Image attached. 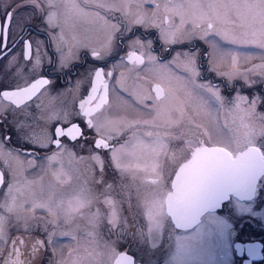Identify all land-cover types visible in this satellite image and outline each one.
I'll use <instances>...</instances> for the list:
<instances>
[{"label": "snow or ice", "instance_id": "1", "mask_svg": "<svg viewBox=\"0 0 264 264\" xmlns=\"http://www.w3.org/2000/svg\"><path fill=\"white\" fill-rule=\"evenodd\" d=\"M85 2L121 13L115 24L95 13L108 31L99 47L91 49L94 62L106 65L116 55L120 40L135 31L132 25L159 28L162 51L172 57L163 67L168 69V79L184 90V99L176 95L177 89L170 87L166 93L157 84L151 89L155 97L150 92L133 93L136 104L142 106L137 111L150 118L112 119L106 111L101 112L109 105V82L105 76L113 75L111 71L105 73L102 66L89 69L87 75L76 81L73 91L56 90L55 82L50 77L44 78L43 57L49 54L41 53L46 41L32 36V21L39 17L41 23L35 30L47 33L52 41L62 45L63 35L54 36L50 31L57 27L61 15L64 23H68L73 12L84 18L90 14L76 0H3L0 3V159L7 168L0 170V262L21 264L13 257L20 255L17 244L25 242L12 238L13 229L29 235L41 233L42 238L34 242L33 257L42 248L40 256L48 257L47 264H136L120 243L130 232L151 248L159 245L160 251L168 250L165 264H216V256L226 261L231 238L237 234L234 220L243 214L260 215L254 205L264 190V112L258 110L264 105V92L251 98L236 92L234 100L229 101L235 110L236 127L231 136L221 137L215 143L210 138L208 141L201 138L209 134H201L199 125L183 126L182 121L193 123L186 106L204 110L213 103L221 107L225 103L220 87L211 81L197 83L202 57L208 59L209 71L227 77L229 86L237 79L250 87L264 84V0L165 3V13L171 11L173 17H180V24L173 23L169 28L163 25L172 17L164 16L159 24L148 18L145 5L153 0H136L135 16L129 13L131 0H122L119 6L102 0ZM61 7L65 9L63 13ZM160 8L161 4L156 3V10ZM189 24L190 28L184 27ZM142 35L151 36V33ZM196 37L211 51L198 48L193 43ZM153 43L154 39H147L145 45L139 38L130 43L132 50L126 58L133 70L145 64V53L138 54L136 45L147 47L149 64H156L158 57L150 51ZM177 44H187V50L172 55L171 46ZM56 52L60 53L56 71L70 75L75 66L70 61H78L79 57L71 49L66 56L62 47H57ZM241 59L245 62L259 59L261 63L241 68ZM218 62L228 63L231 70L217 71ZM48 63L54 65L57 60L52 56ZM172 63H178L187 75L172 73L169 67ZM65 69L69 71L64 72ZM82 84H90L86 95L81 91ZM5 127L11 128L14 136L5 134L2 131ZM89 130H94L100 138L90 140ZM52 146L56 151H52ZM101 149L104 151H98ZM41 150L52 151L41 158L49 162L57 160L60 153L72 159L77 150L86 152L89 160L100 164V171L72 196L58 195L50 186L47 192L41 188L37 197L32 189L34 182L23 181L28 189L25 192L18 189L21 181L17 177L24 170L21 155L32 156L35 165ZM125 203L129 206L131 222L123 215ZM36 209L45 210L52 219L41 224L26 214ZM78 212L88 215L92 228L87 233L89 237L96 239L99 229L106 227L109 239L101 251L87 252L84 257H74L70 252L67 259L58 260L55 257L58 237L78 239L74 232L62 230ZM113 236L115 240L111 239ZM234 247L237 255L247 251L249 257H254L259 245L235 243ZM48 248L53 249L52 255H48Z\"/></svg>", "mask_w": 264, "mask_h": 264}, {"label": "flooded vegetation", "instance_id": "2", "mask_svg": "<svg viewBox=\"0 0 264 264\" xmlns=\"http://www.w3.org/2000/svg\"><path fill=\"white\" fill-rule=\"evenodd\" d=\"M3 0H0V3H2ZM105 4L110 5H117L119 6L122 2V0H102ZM76 3L80 5L81 8H83L86 12H88L90 15L87 18H84L80 16L79 13L73 12L71 13V19L68 21V23H64L63 17L58 19L57 21V27L51 29L50 31L55 36L56 34H62L64 43L61 45L58 41H52L48 34L45 32L38 33L35 30V26L39 25L41 23V20L39 17L34 19L32 21V36L34 38H38L41 40H45L46 44L44 47L41 48V53L47 52L49 55L43 57V75L44 78H51L55 82V89H64L68 91H73L75 89L76 81L78 79H82L85 75H87L89 69L93 67H103V70L105 73L111 71L113 73L112 77L105 76V79L109 82V105L106 106L105 109H101V112H107L112 119H116L119 117H127L129 119L135 118V119H148L150 117L144 115L142 111H137L138 108H142L141 105H137L136 101L134 99L133 93H141V92H150L153 97H155V92H152L151 89L154 88L157 84L161 86L162 89L165 90L167 93L169 88L172 87L173 89H177L176 95L183 100L184 99V90L179 89V85L174 80H169L168 76V69H165L163 67L164 64H166L169 60H171V56L165 54L162 51V45L163 41L158 39L159 31L156 28H148L147 30H144L141 27L142 25H132L134 32H130L127 34L126 37L122 38L120 40V47L117 49V53L114 57H111L107 60L106 65H101L100 62H94L93 57L91 56V49L93 47H99V44L104 41L106 35H107V27L103 24V21L100 19V17L107 18L111 21V23H116V18L120 16V11H108L104 8H96L94 5L90 3H86L85 0H76ZM156 3L161 4V8L159 9L160 12H163L164 16L172 17V19L178 18L180 20V17L172 16V12L169 11L165 13L163 9V5L165 3L169 4H176V3H187V0H153V2L149 5H145V9L147 10L148 18L157 20V10H156ZM46 7V4H45ZM65 9L63 7L60 8V13H63ZM137 8H136V0H131L130 6H129V13L130 16H135L137 14ZM99 12L100 17H97L95 13ZM153 13H156L153 15ZM170 23V22H169ZM168 23V24H169ZM228 27H231L230 25ZM15 32V29H13ZM151 33V36H146L142 34ZM139 38L142 43L146 45L147 39H154V43L151 48V54L154 56H157V62L155 65L149 64L147 60V52L149 49L147 47L141 48L138 45L135 46L138 54L143 52L145 53V64L139 65L133 70V66L127 62V52L132 50L131 47H129L130 43ZM79 41V43H77ZM193 43L200 48L201 50L208 51L209 47L207 44L204 43L203 40L199 39L198 37L194 38ZM81 45H86L87 47H82ZM57 47H62L64 54L67 56V53L69 52V49H71L72 53L75 54V56L79 57V60H71L70 63H73L75 66L71 68V74L70 75H64L63 73L56 71L58 68L60 53L56 52ZM188 45H172V55H175L176 51H183L187 50ZM33 49H35V45H33ZM54 56L57 60V64H49L48 60L49 57ZM121 58L123 59V63H121ZM171 72L176 75H183L186 76L187 74L184 73L179 66L178 63H172L170 66ZM199 67L202 69L201 76L197 78V83L207 82L211 81L213 84L217 85L221 89V95L225 97V103L223 107H221L217 103H213L215 105L211 106V111L209 112V117L211 118V123L213 124V131L212 134L218 133L217 127L220 126L219 119L223 118L226 119V115L230 114L232 111L234 112L233 105L229 103V101L234 100L236 96V92H241L240 94L244 93L245 95H248L250 98L253 95V92L255 94H258L260 92H264V84H255L251 87L246 85L243 80L237 79L232 82V86H229L227 77L217 76L216 71H209V64L206 57L201 58V63ZM217 71H230L231 69H225L221 67H216ZM68 69H65L64 72H68ZM39 78V77H38ZM233 88L236 89V91L233 90ZM86 90H90V84H82L81 85V91L86 95ZM242 94V95H244ZM127 101L128 103H125ZM78 101H77V107H78ZM116 103V104H115ZM149 104L152 103V101H148ZM246 107V106H245ZM199 107H197L198 109ZM215 110L213 111V109ZM258 110L264 111V105L259 106ZM185 111L187 113V116L190 117V114H196L198 111L190 112L188 110V106L185 107ZM213 111V112H212ZM98 114L94 113V116ZM198 116V115H197ZM191 118V117H190ZM216 119L217 121H215ZM183 126L188 127H195L198 124H195L194 122L191 125H188V120L184 119L182 121ZM224 127H229V125H226ZM199 132L203 134L202 127H199ZM2 131L5 134H13L11 128L5 127L2 129ZM89 139H99L100 137L97 136L94 132V130H89ZM14 136V134H13ZM15 138V137H14ZM201 138L205 141H208V139L201 135ZM220 146V145H217ZM11 147V146H9ZM55 148V146H53ZM7 148L5 149V152H7ZM53 149L52 151H54ZM42 153L49 154L52 151H45L41 150ZM100 152H103L104 150H98ZM40 152V154H42ZM39 154V155H40ZM10 163V161H9ZM7 168V165H5L4 160L0 159V170H5ZM83 181V180H82ZM42 183H47L51 185L52 190L56 192V176H52L51 181H41L40 185L39 182H37L35 185H32V189L38 190L40 186H42ZM87 185L85 181L82 182V186ZM81 187L77 181H73L70 184V190L72 193L76 192L78 188ZM24 191L27 192V186L24 184L23 186ZM117 192H119V187L116 189ZM40 194V193H39ZM115 196V194H113ZM118 199V197H115ZM256 204H258V208L264 207V192H261V195L257 198ZM261 210V209H260ZM93 211H95V208H93ZM222 213V210H221ZM30 216H34L36 219L42 221H48L51 220L52 217H50L45 210L42 209H36L35 211H29L26 213ZM15 215V214H13ZM123 215L127 216L129 219V222H131V215L129 214V206L127 203L123 205ZM42 224V223H41ZM106 224V221H105ZM70 230L74 232L78 239L77 240H71L70 237H61L62 241H71V245L74 244V248L72 249L77 252V246L78 243H82L84 246L82 250V257L86 255L87 252H91L93 250L95 251H101L102 246L108 241L109 235L106 227H101L99 229L100 235L93 239L92 237H89L87 233L89 231H92L91 226L88 223V215L87 214H81L76 213L75 218L72 221L70 225ZM234 230L237 233L234 237L231 238L232 243L229 246V256H228V264H245V261L248 262V264H264V220H258V218H254L253 216L248 215V217L245 220V224L243 226L235 225L234 222ZM12 238H20L24 240V244H17V248L19 249V257H13V259H19L21 264H47L45 262V259L47 261L48 257L44 256H38L36 255V258L34 259L33 255L29 257V254H32L33 245L31 244V239H41V233L39 231L33 233L32 235H29L27 233H24L21 231H16L15 229L11 232ZM111 239L115 240L116 237L113 236ZM34 243V242H33ZM120 243L123 245L124 250L128 251L130 255L133 256L134 260L136 261V264H165L166 258L169 255L168 250L160 251L159 245L157 248H151L143 239L137 238L134 234L131 232L128 234V236L121 240ZM235 243H255L259 245V248L256 250V255L254 257H249L247 254V251H244L242 254L237 255L235 253ZM31 244V245H30ZM70 245V243H69ZM91 248V250H90ZM9 249H11V243L9 242ZM44 249L40 248V252H43ZM48 255L53 254V249L48 248L47 249ZM75 257L78 255H74ZM55 257H56V251H55ZM217 258V264H220V257L216 256ZM57 258V257H56ZM2 264V262H0Z\"/></svg>", "mask_w": 264, "mask_h": 264}, {"label": "rangeland", "instance_id": "3", "mask_svg": "<svg viewBox=\"0 0 264 264\" xmlns=\"http://www.w3.org/2000/svg\"><path fill=\"white\" fill-rule=\"evenodd\" d=\"M163 15H164L163 12H160V11L157 12V14H156V16L158 17L156 20L157 24L160 23L161 19H163ZM173 23L176 25H179L180 20L178 18L172 19L169 24H165V25H163V27H165V28L172 27ZM141 27L143 28V26H141ZM184 27L190 28L191 25L190 24L185 25ZM143 29L147 30L148 28L144 27ZM156 29L158 31H160L159 28H156ZM252 50L255 51V49H252ZM208 51L210 52L211 49L209 48ZM207 61H208V59H207ZM259 63H261V61L259 59H253L250 62H245L243 59H241L240 67L241 68L250 67L251 64H259ZM215 66L225 68V69L230 68L229 64L226 62H218V63H216ZM252 79H256V77L253 76ZM242 94H244V93H242ZM253 95H258V94H255V92H253ZM47 103H48V101L45 100V104H47ZM214 107H215V105H214ZM188 110L190 112L191 111L192 112L198 111V113L190 114L189 116L191 117V120L195 124H198L200 127H202L203 132H207L209 134L208 136H205V137L208 140L210 138L212 143H215L221 137H227V136H231L233 134L232 130L235 129V127H236V124L233 123V116L235 115V111L234 112L232 111L230 114H228V116L226 115V119L220 118L219 119L220 126L217 127L218 133L212 134L214 127H213V124L211 123V118L209 117V112L212 110L211 107L205 106L204 110H201L200 108L197 109V106H188ZM214 110H215V108L213 109V111ZM260 112H264V111H260ZM214 120L217 121L216 119H214ZM236 123H238V121ZM226 125H229V127L228 128L224 127ZM53 149H55V148L52 146V150ZM54 151H56V149ZM40 152L42 153V151H39L37 153L35 165L32 164V160H33L32 156L21 155L20 158H21V160H23L24 170L17 177V179L19 181H21V183H19L17 185L18 189L24 190L23 186L25 183H23V181L34 182L32 185H35L37 182H39V185H40L41 181H51L52 176H54L53 173H57L58 175H56V193L58 195L63 194L66 196H72L73 193L70 190V184L73 181H77L80 186H82L83 181H85L86 184H88L89 178L92 175H95L96 173H98L100 171V164L97 163L96 161L89 160L87 158L86 152H80L77 150L75 153V158H72V159H70L66 153H60L58 156V159L55 161H52V162H49L46 159H41L45 155H51L52 154L51 152L49 154H47V153L40 154ZM10 164L15 166V162L12 160H10ZM84 185H85V183H84ZM50 186L51 185H49L47 183H42V186H40L38 190H34L36 196L40 197L39 193H41V188H43L45 190V192H47ZM86 186L87 185H85V187ZM51 189H52V187H51ZM262 191L264 192V190H262ZM101 200H103V197H101ZM29 208H30V205H29ZM254 208L257 212L260 213L259 216H256L254 218H256V219L258 218V220L259 219L264 220V207L258 208V204L255 203ZM221 214H223V213H221ZM247 217H248V214H243L240 218L235 219L234 220L235 225L243 226L245 224V220ZM44 222L45 221H42L41 223L43 224ZM62 230L72 232L70 230V227H68V225H65ZM61 237H66V236H59L58 237V250H56V257L58 260L61 258L67 259L70 252L73 254V256L78 255L79 257H82L81 253H82V250L84 248L83 247L84 245L82 243H78V246H77L78 250L75 253V251L72 250L74 248V244L71 245L70 240L69 241H67V240L62 241ZM29 239L31 241V244L34 245L33 242H35V239H31V238H29ZM69 243H70V245H69ZM90 250H91V248H90ZM40 253H41L40 249H38L36 255L40 256ZM79 254H81V255H79ZM32 255H33V249H32V254H29V257H31ZM35 258H36V256H35ZM216 258L217 257H215V261L217 264ZM45 262H47L46 259H45ZM30 264H32V262ZM220 264H228V258L225 261V259L223 257H220Z\"/></svg>", "mask_w": 264, "mask_h": 264}]
</instances>
